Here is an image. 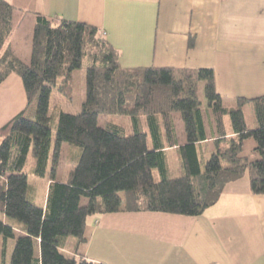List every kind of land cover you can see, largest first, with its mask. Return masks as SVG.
Wrapping results in <instances>:
<instances>
[{
  "label": "trees",
  "instance_id": "1",
  "mask_svg": "<svg viewBox=\"0 0 264 264\" xmlns=\"http://www.w3.org/2000/svg\"><path fill=\"white\" fill-rule=\"evenodd\" d=\"M16 12L0 0V87L16 74L28 100L27 110L0 129V264H92L64 247L69 237L86 243L93 216L125 211L199 217L220 201L229 184L244 177L253 194L264 195V95L239 98L236 107L227 108L213 69H124L120 53L96 27L42 15L35 17L31 60L25 63L10 45ZM82 69L86 99L81 112L59 111L53 136V93L72 101L74 74ZM202 83L209 94L206 109ZM248 103L254 107L255 129L247 124ZM103 117L127 118L129 126L101 125ZM251 139L260 156L256 161L243 156ZM53 143L43 209L28 199L24 170L32 151L34 174L43 176ZM210 143L214 150L206 158ZM64 144L79 148L80 157L68 177L57 181ZM169 149L179 151L180 177L169 176ZM10 239L16 241L8 262L4 247Z\"/></svg>",
  "mask_w": 264,
  "mask_h": 264
},
{
  "label": "crops",
  "instance_id": "2",
  "mask_svg": "<svg viewBox=\"0 0 264 264\" xmlns=\"http://www.w3.org/2000/svg\"><path fill=\"white\" fill-rule=\"evenodd\" d=\"M6 1L17 9L11 49L25 63L35 17L42 15L96 27L118 50L124 69H213L224 105L231 100L227 108L239 98L264 95V0ZM245 106L254 110L252 103ZM27 108L23 82L12 74L0 87V129ZM255 149V141L247 140L243 156L254 158ZM244 179L229 184L199 217L125 211L93 216L86 243L67 239L64 250L92 264H264V195L253 194Z\"/></svg>",
  "mask_w": 264,
  "mask_h": 264
},
{
  "label": "rangeland",
  "instance_id": "3",
  "mask_svg": "<svg viewBox=\"0 0 264 264\" xmlns=\"http://www.w3.org/2000/svg\"><path fill=\"white\" fill-rule=\"evenodd\" d=\"M85 69L78 70L74 74L73 78V86H74V95H73V100L68 101L66 98H64L61 95H58L57 93H53L52 99H51V109H50V117L52 118V128H53V136H55V129L56 125L58 122L57 114L59 111L63 110L67 113H80L82 109V105L86 99V85H85ZM200 98L201 101L203 102V108L206 109L209 103V94H208V88L205 83H202L201 85V90H200ZM225 105L226 106H231V101L230 99H225ZM28 102V100H27ZM245 115H246V120L249 128L255 129L256 127V118L254 115V110L251 107L245 106ZM32 111V110H31ZM210 115V113H209ZM28 118L33 117L32 112H29L27 114ZM177 118H179V115H177ZM101 125H106L107 123H116L118 125L125 126L128 128L129 126V121L127 118H120V117H103L100 120ZM178 130L179 133H184V126L183 124L178 121ZM183 142L185 141V138L182 136ZM150 146L151 141L149 142ZM63 153H62V160H61V166L58 170L57 173V181H64L70 171L74 169V167L77 165L79 157H80V149L68 144L63 145ZM214 148L212 145H209L206 148V158H209L210 155L212 154ZM54 152V143L52 144V149H51V158L49 159V163L47 165V170L43 176H37L34 174V169L36 167V161L33 156V153L31 151L27 164L25 166V172L29 176V189H28V199L30 202L34 203L40 208H45L46 205V199H47V193L48 189L51 183V169H52V154ZM259 155L256 153V156L253 158L251 156L250 160L251 161H256V159H259ZM166 162H167V167L169 170V176L170 177H180L182 175V170H181V158L179 151L176 149H169L166 152ZM155 179L157 181H160V173L158 170L154 171ZM248 178L246 177V179ZM88 202L85 200L84 204H87ZM68 240H77L74 237H69L67 238ZM66 239V240H67ZM14 239H10L6 242V249L7 251V261H10L14 245H15ZM71 245V244H70Z\"/></svg>",
  "mask_w": 264,
  "mask_h": 264
}]
</instances>
